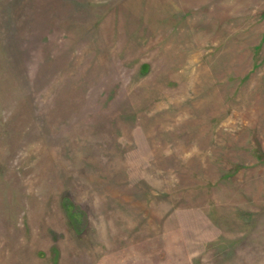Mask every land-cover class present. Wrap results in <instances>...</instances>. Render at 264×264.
<instances>
[{
    "label": "rangeland",
    "instance_id": "1",
    "mask_svg": "<svg viewBox=\"0 0 264 264\" xmlns=\"http://www.w3.org/2000/svg\"><path fill=\"white\" fill-rule=\"evenodd\" d=\"M0 264H264V0H0Z\"/></svg>",
    "mask_w": 264,
    "mask_h": 264
}]
</instances>
